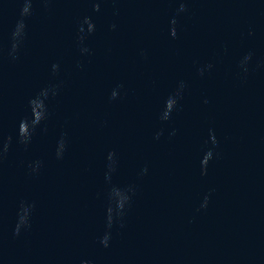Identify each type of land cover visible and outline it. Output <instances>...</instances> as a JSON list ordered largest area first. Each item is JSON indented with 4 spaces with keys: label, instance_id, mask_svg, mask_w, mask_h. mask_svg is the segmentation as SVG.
Returning <instances> with one entry per match:
<instances>
[{
    "label": "water",
    "instance_id": "water-1",
    "mask_svg": "<svg viewBox=\"0 0 264 264\" xmlns=\"http://www.w3.org/2000/svg\"><path fill=\"white\" fill-rule=\"evenodd\" d=\"M0 228L46 264H264V0H0Z\"/></svg>",
    "mask_w": 264,
    "mask_h": 264
}]
</instances>
